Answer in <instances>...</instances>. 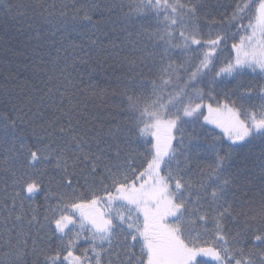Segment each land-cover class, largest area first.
<instances>
[{"label":"snow or ice","instance_id":"snow-or-ice-1","mask_svg":"<svg viewBox=\"0 0 264 264\" xmlns=\"http://www.w3.org/2000/svg\"><path fill=\"white\" fill-rule=\"evenodd\" d=\"M0 264H264V0H0Z\"/></svg>","mask_w":264,"mask_h":264},{"label":"trees","instance_id":"trees-1","mask_svg":"<svg viewBox=\"0 0 264 264\" xmlns=\"http://www.w3.org/2000/svg\"><path fill=\"white\" fill-rule=\"evenodd\" d=\"M97 79H99V80L101 81V86H103V87H107V83L103 80L102 77H98ZM94 82H95V81H94ZM256 150L258 151V147H257Z\"/></svg>","mask_w":264,"mask_h":264}]
</instances>
